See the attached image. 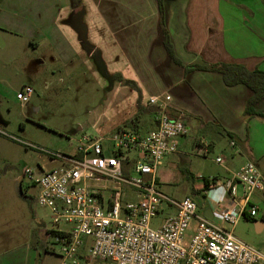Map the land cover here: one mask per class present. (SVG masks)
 Segmentation results:
<instances>
[{
  "label": "crops",
  "instance_id": "0c3cea01",
  "mask_svg": "<svg viewBox=\"0 0 264 264\" xmlns=\"http://www.w3.org/2000/svg\"><path fill=\"white\" fill-rule=\"evenodd\" d=\"M0 1V30L15 33L11 28L14 24L11 20L15 19L19 22V31L29 35L25 37L34 48L53 41L57 49L55 60L62 66L79 64L88 68L95 54L104 64L119 65L120 68L105 71L104 76L117 77L136 90L140 97L137 112L153 115L144 121L148 124L144 125L145 129L156 126L155 107L149 103L150 97L171 95V115L178 117L182 111L194 123L188 127L197 133L195 142L207 154L223 138L230 145L235 141L232 160L238 154L244 160L240 166L234 163L224 166L231 178L247 161L255 162L264 177V149L252 143V125H248L252 118L245 114L251 91L241 84L227 86L220 73L187 71L176 64L164 45L157 0ZM164 8L167 31L185 66L226 62L244 63L250 70H264V46L259 45L263 50L258 54L246 55L239 51L237 30L226 24L220 0H166ZM136 121L141 119L138 117ZM226 188L218 186L207 190L209 193L205 191L209 197L205 198L204 214L211 206L209 198L229 204L231 197ZM238 190L240 193L241 185ZM39 224L41 227L33 240L26 237L14 241L10 239V230L0 232V264H62L61 253L48 244L52 239L46 235L48 230L43 229V223ZM256 225L264 226V214ZM86 251L82 250V254Z\"/></svg>",
  "mask_w": 264,
  "mask_h": 264
},
{
  "label": "rangeland",
  "instance_id": "374dc122",
  "mask_svg": "<svg viewBox=\"0 0 264 264\" xmlns=\"http://www.w3.org/2000/svg\"><path fill=\"white\" fill-rule=\"evenodd\" d=\"M220 8L226 24L237 30L239 51L246 55L261 52L263 48L259 45L264 46V0H220ZM30 20L27 18L26 21ZM11 22L15 24H11L15 33L0 30V232L10 230V239L20 241L37 237L41 227L39 222L43 223L45 231L68 228L64 224L55 226L51 211L37 202L39 186L25 175L27 169L39 172L40 166H52L42 149L74 154L83 136L109 135L119 126L134 128L137 125L145 131L144 125L148 124L144 121L153 115H145L141 110L137 112L136 103L140 97L129 83L114 76H104L105 71H113L120 68L119 65L104 64L95 54L88 68L79 64L62 66L55 60L57 49L53 41L36 49L25 37L29 35L19 31V22L15 19ZM26 86H31L34 93L24 104L17 99V93ZM138 117L139 122L135 120ZM187 119L182 117L187 125H194ZM248 125H252V143L258 149H264V119L254 117ZM196 135L189 128L187 137L178 139L179 151L165 156L157 173L159 188L164 193L176 199L194 196L199 212L203 214L205 198L209 195L199 177H215L226 186L231 173L224 166L230 163L240 166L244 156L238 154L233 161L236 146H231L225 138L207 154L195 142ZM218 156L226 161L217 163ZM252 203L259 208L258 215L252 219L242 218L234 234L264 253V226L256 225L264 214V191H257L252 196ZM171 213L163 214L162 218ZM158 223L155 219L153 227H158ZM48 244L60 255V244L53 238ZM67 264L113 262L92 258L86 251L80 258L68 259Z\"/></svg>",
  "mask_w": 264,
  "mask_h": 264
},
{
  "label": "built area",
  "instance_id": "2783aa9c",
  "mask_svg": "<svg viewBox=\"0 0 264 264\" xmlns=\"http://www.w3.org/2000/svg\"><path fill=\"white\" fill-rule=\"evenodd\" d=\"M33 93L26 86L17 99L26 104ZM171 99L150 97L155 128L83 136L74 154L42 149L54 165L25 171L39 186L37 202L51 211L55 226H68L46 232L61 245L62 264L82 257L84 249L113 264H264V253L234 234L242 218L258 215L252 196L264 191V177L255 162L247 161L228 180L229 204L208 199L212 218L199 212L194 196L176 199L159 188L161 160L178 152V139L189 133L184 113L171 115ZM199 179L205 191L223 186L215 177Z\"/></svg>",
  "mask_w": 264,
  "mask_h": 264
},
{
  "label": "trees",
  "instance_id": "16d2710c",
  "mask_svg": "<svg viewBox=\"0 0 264 264\" xmlns=\"http://www.w3.org/2000/svg\"><path fill=\"white\" fill-rule=\"evenodd\" d=\"M165 1L157 0L161 16V26L163 30V41L169 57L185 70H203L220 73L227 86L245 85L250 91L251 96L247 101L245 114L250 118H264V70L255 68L250 70L244 63H204L185 66L177 56L174 45L166 28L165 22ZM137 120V118H135ZM229 136L233 137L232 133ZM207 181V179L205 178ZM207 183V182H206ZM207 186V184H206ZM207 189V188H206ZM205 189V190H206ZM21 193L24 194L22 188ZM247 217V216H246Z\"/></svg>",
  "mask_w": 264,
  "mask_h": 264
},
{
  "label": "water",
  "instance_id": "95a60500",
  "mask_svg": "<svg viewBox=\"0 0 264 264\" xmlns=\"http://www.w3.org/2000/svg\"><path fill=\"white\" fill-rule=\"evenodd\" d=\"M205 215L207 217H209V218H212V214H211V211L210 210H207Z\"/></svg>",
  "mask_w": 264,
  "mask_h": 264
}]
</instances>
